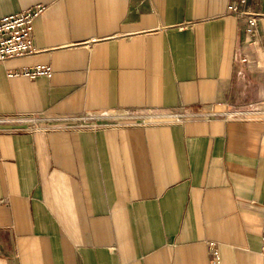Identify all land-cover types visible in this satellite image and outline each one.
I'll list each match as a JSON object with an SVG mask.
<instances>
[{
    "label": "crops",
    "instance_id": "0c3cea01",
    "mask_svg": "<svg viewBox=\"0 0 264 264\" xmlns=\"http://www.w3.org/2000/svg\"><path fill=\"white\" fill-rule=\"evenodd\" d=\"M34 5L35 51L0 63V264H264V0L0 18Z\"/></svg>",
    "mask_w": 264,
    "mask_h": 264
},
{
    "label": "built area",
    "instance_id": "2783aa9c",
    "mask_svg": "<svg viewBox=\"0 0 264 264\" xmlns=\"http://www.w3.org/2000/svg\"><path fill=\"white\" fill-rule=\"evenodd\" d=\"M246 0H240L244 3ZM228 9L242 14L238 11V6L234 3L228 5ZM43 6L34 5L28 9L21 10L14 14L4 15L0 18V63L7 59L16 58L23 55L31 54L35 51L33 46V25L35 18L41 13ZM257 16L250 15L247 19V32L254 35L256 32ZM25 76L29 79H35L38 75L51 76V67L46 65H36L33 68H24L21 71L10 70L7 76ZM237 115L243 114L237 112ZM174 114H156L149 115L147 119L157 118H171ZM58 121H65L66 119H57ZM264 205V201H263ZM264 220V214H263ZM263 243H264V227L262 229ZM215 259H218V251L212 250Z\"/></svg>",
    "mask_w": 264,
    "mask_h": 264
}]
</instances>
